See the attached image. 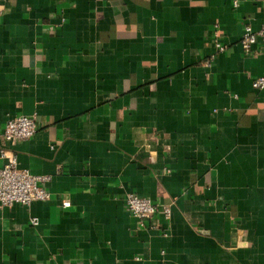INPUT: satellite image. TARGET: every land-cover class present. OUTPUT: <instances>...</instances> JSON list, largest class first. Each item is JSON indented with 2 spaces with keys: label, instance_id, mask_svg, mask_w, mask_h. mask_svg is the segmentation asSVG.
I'll return each instance as SVG.
<instances>
[{
  "label": "crops",
  "instance_id": "0c3cea01",
  "mask_svg": "<svg viewBox=\"0 0 264 264\" xmlns=\"http://www.w3.org/2000/svg\"><path fill=\"white\" fill-rule=\"evenodd\" d=\"M263 24L264 0H0V151L49 177L0 208V264H264Z\"/></svg>",
  "mask_w": 264,
  "mask_h": 264
},
{
  "label": "built area",
  "instance_id": "2783aa9c",
  "mask_svg": "<svg viewBox=\"0 0 264 264\" xmlns=\"http://www.w3.org/2000/svg\"><path fill=\"white\" fill-rule=\"evenodd\" d=\"M237 0H234V4ZM213 43L218 52L225 49L217 35L213 36ZM260 43L264 46V24L257 30H253L250 25L244 26L240 44L244 50L249 51L254 44ZM252 87H264V75H260L252 80ZM36 131L34 116L18 115L9 119L3 129L2 138L6 143H16L31 137ZM0 155L5 162L0 166V208L10 207L14 203L27 205L33 200H47L49 192L45 184L49 177L47 175L32 174L26 169L17 167L16 156L10 152L0 151ZM126 209L139 219V224L144 226L145 222L151 219L158 208L166 220L170 218L171 209L166 203H157L152 199L128 193L125 198ZM65 206L68 202L63 203ZM36 220L32 219V223Z\"/></svg>",
  "mask_w": 264,
  "mask_h": 264
}]
</instances>
